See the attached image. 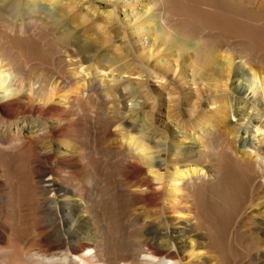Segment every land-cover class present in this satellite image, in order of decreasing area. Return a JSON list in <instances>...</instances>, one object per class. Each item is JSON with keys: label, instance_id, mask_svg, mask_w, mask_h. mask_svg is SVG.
I'll list each match as a JSON object with an SVG mask.
<instances>
[{"label": "bare ground", "instance_id": "bare-ground-1", "mask_svg": "<svg viewBox=\"0 0 264 264\" xmlns=\"http://www.w3.org/2000/svg\"><path fill=\"white\" fill-rule=\"evenodd\" d=\"M41 1L0 0V264H264V0Z\"/></svg>", "mask_w": 264, "mask_h": 264}, {"label": "rangeland", "instance_id": "rangeland-1", "mask_svg": "<svg viewBox=\"0 0 264 264\" xmlns=\"http://www.w3.org/2000/svg\"><path fill=\"white\" fill-rule=\"evenodd\" d=\"M246 3V2H245ZM245 3H242V5H244V7H246L249 11L250 10H255L256 9V7L254 6V5H249V4H245ZM41 5L44 7V8H48V9H50V8H52V6L50 5V3H48L46 0H42L41 1ZM252 6V7H251ZM82 10V9H81ZM80 17H81V19H83V18H85V17H87V19H89L90 21H92V20H94V18H91L92 16H88L84 11L83 12H81L80 13ZM121 17V19H124V15H121L120 16ZM86 19V18H85ZM98 21H100L101 23H102V20H98ZM139 48V50H141L142 48L139 46L138 47ZM262 54H261V61L262 62H264V56H263V54H264V52H261ZM262 56H263V58H262ZM258 65H260V70L261 71H263V69H262V64H258ZM184 75V76H183ZM183 75H179V76H177V77H174V79H175V81L177 82V87H178V93H179V95L180 96H184V95H186V94H188V93H190V92H193V93H195V94H197V91H196V86H194V85H187L186 84V82L184 81V80H182V78H184L185 77V74H183ZM180 77V78H179ZM227 77L226 78H223V81H227ZM234 80L236 79V77L235 78H233ZM232 79V80H233ZM232 80H228L229 81V84L231 85V86H234L233 85V83H234V81H232ZM151 84L152 85H158V81L156 80V79H151ZM232 95L233 96H235L236 97V95H237V93H232ZM240 97H242L243 99H246V100H248L249 102H255V104L259 107V109L260 110H255L254 111V114H258V112H259V114L261 115L262 114V111H264V97H263V94L262 93H257V94H255V93H253V92H251V90H247V92H244L243 94H241V95H239ZM205 106H206V110L208 111L209 109H211V108H214V105L213 104H211V101L210 100H206V102H205ZM209 107H211V108H209ZM210 113V112H209ZM157 116L158 117H160L161 119H165L166 117H165V115L164 114H157ZM238 119V117H236L233 113H232V115H231V118H230V120H231V122H233L234 124H235V122L237 123V120ZM247 120V119H246ZM242 122H244V121H242ZM242 122H239V123H242ZM245 123V122H244ZM249 131L246 133L245 132V129L244 130H242L241 132H240V138H248L249 137V135H250V133H252L251 131L252 130H255V126H254V123H250L249 125ZM262 130H263V132H262ZM260 132V133H259ZM258 133V136L256 137V140L257 141H259L262 137L261 136H264V128L263 129H261L260 131H258L257 132Z\"/></svg>", "mask_w": 264, "mask_h": 264}]
</instances>
